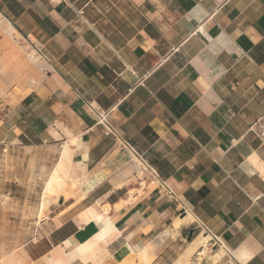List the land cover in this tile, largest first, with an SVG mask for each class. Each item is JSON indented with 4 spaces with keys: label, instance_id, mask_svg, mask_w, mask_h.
Instances as JSON below:
<instances>
[{
    "label": "crops",
    "instance_id": "1",
    "mask_svg": "<svg viewBox=\"0 0 264 264\" xmlns=\"http://www.w3.org/2000/svg\"><path fill=\"white\" fill-rule=\"evenodd\" d=\"M263 113L264 0H0V261L264 264Z\"/></svg>",
    "mask_w": 264,
    "mask_h": 264
},
{
    "label": "built area",
    "instance_id": "2",
    "mask_svg": "<svg viewBox=\"0 0 264 264\" xmlns=\"http://www.w3.org/2000/svg\"><path fill=\"white\" fill-rule=\"evenodd\" d=\"M32 49H34L35 54L38 56V59H46V56L41 52L40 48L37 47V45L32 44ZM101 122H104L103 120V115H99V120ZM250 131L252 132L253 135L256 136V138L259 139L260 141V145L262 147H264V113L262 115L259 116V118L256 120V122L251 126ZM122 147L128 151L129 155H130V159L132 163H140L142 165L141 170H143L145 168L144 164V160L143 158L140 156V154L137 152V150L134 148V146L126 141L124 143H121ZM145 186L142 185L140 186V189H144ZM162 191L167 194V196L171 199L176 200V194H174V192L168 187L167 184H165V182L163 183L162 187H161ZM206 246L210 247V249H215V250H224L225 251V256L229 257V262L230 264H234L235 262V257L233 256L232 253H230L229 249L226 248V246L221 243L220 241H218L217 239L214 238H208L207 242H206ZM205 247V246H203ZM202 247V249H203ZM198 256V253H197ZM199 258V256H198Z\"/></svg>",
    "mask_w": 264,
    "mask_h": 264
},
{
    "label": "bare ground",
    "instance_id": "3",
    "mask_svg": "<svg viewBox=\"0 0 264 264\" xmlns=\"http://www.w3.org/2000/svg\"><path fill=\"white\" fill-rule=\"evenodd\" d=\"M16 36V35H15ZM32 53V52H31ZM34 57V56H33ZM37 59V57H36ZM68 152H66L67 154ZM65 169L63 164H59L56 169L53 171V173L49 176V179L47 180L46 184H45V188L44 191L42 193V203H41V211H40V215L43 214V209L46 205V203L49 201L50 197L49 194L52 192L53 193H60L65 191V187L67 184V179L66 175L65 176ZM54 196V195H53ZM106 208V207H105ZM109 210V208H107ZM106 210V209H104ZM89 214H84V217L86 219H89L90 216L97 218L98 220H101V216L98 215L93 209H90L88 211ZM192 213V212H191ZM191 213H187V216H185L184 218H179L175 223H174V227L175 229L180 228V225L182 224H188L190 222L194 221V216ZM102 215V214H101ZM167 232H171L170 230H167ZM200 260H202V258H200ZM0 264H25V261L22 259V256L19 252L16 253H12V255L8 256V257H4L2 259V261H0Z\"/></svg>",
    "mask_w": 264,
    "mask_h": 264
},
{
    "label": "rangeland",
    "instance_id": "4",
    "mask_svg": "<svg viewBox=\"0 0 264 264\" xmlns=\"http://www.w3.org/2000/svg\"><path fill=\"white\" fill-rule=\"evenodd\" d=\"M52 194H56V193H53V192H52ZM52 194L50 193L49 195H52ZM56 195H58V194H56ZM1 219H2V217H1V214H0V221H1ZM178 229H179V228H178ZM178 229L176 228V231H178ZM1 234H2V229H0V237H3V235H1ZM193 236H194V238L197 237V235H193ZM208 238H209V237H208ZM208 238L206 239V242H207ZM206 242H205V244H206ZM197 253H198V252H196V254L194 255L193 259H188L187 264H195V263H194V262H196V259H195V258H198ZM208 254H210V253H209V249H207V252H206L205 255H208ZM203 256H204V255H203Z\"/></svg>",
    "mask_w": 264,
    "mask_h": 264
}]
</instances>
